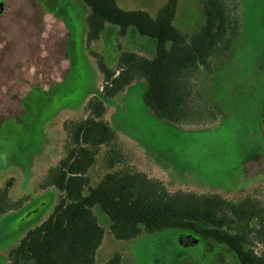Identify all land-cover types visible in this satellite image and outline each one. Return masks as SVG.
I'll use <instances>...</instances> for the list:
<instances>
[{
	"label": "rangeland",
	"instance_id": "rangeland-1",
	"mask_svg": "<svg viewBox=\"0 0 264 264\" xmlns=\"http://www.w3.org/2000/svg\"><path fill=\"white\" fill-rule=\"evenodd\" d=\"M2 1L0 191L10 181L8 199L25 198L0 216V264H9V250L58 203L59 192L41 185L47 171L64 156V125L84 118L91 92L103 85L97 55L114 68L120 50L140 49L152 57L154 41L132 28L119 37L118 27L106 24L100 39L86 45L88 8L81 0ZM165 1L117 0V5L155 17ZM236 3L239 35L225 61L211 70L200 68L191 80L194 108L187 120L167 122L153 116L143 102V80L106 101L104 119L116 133L124 155L122 167L161 181L170 192L218 194L231 201L256 199L264 208V0ZM203 22L197 0H178L174 25L181 32L197 31ZM61 81L47 96L35 91L28 95L21 118V100L28 91L47 90ZM103 152L89 171L92 185L106 172ZM92 212L104 230L95 264H106L115 256L119 257L115 264H238L222 246L191 244L192 237L182 231L115 240L100 207L94 206ZM254 235L252 247L260 253L264 243Z\"/></svg>",
	"mask_w": 264,
	"mask_h": 264
},
{
	"label": "trees",
	"instance_id": "trees-1",
	"mask_svg": "<svg viewBox=\"0 0 264 264\" xmlns=\"http://www.w3.org/2000/svg\"><path fill=\"white\" fill-rule=\"evenodd\" d=\"M81 1L88 8L86 45L99 40L105 25L111 24L118 27L119 37L132 28L152 39L154 55L120 50L114 68L97 55L103 85L91 92L84 118L64 125V156L47 171L41 185L59 192L58 203L43 222L29 229L9 250V264H95L104 230L92 212L94 206L108 218L109 233L115 240L182 231L192 237L189 240L222 246L238 264H264V251L257 253L251 238L255 234V239L264 243V208L259 201L170 192L161 181L122 167L124 155L116 133L104 119L105 102L143 80V102L153 116L167 122L187 120L194 108L191 80L200 68L211 70L225 61L239 35L236 0H197L204 22L190 34L174 25L178 0H166L155 17L145 10H123L117 0ZM261 121L264 129V99ZM101 150L106 172L92 185L89 171ZM9 182L0 191V216L25 201L8 199ZM118 262L115 256L106 264Z\"/></svg>",
	"mask_w": 264,
	"mask_h": 264
},
{
	"label": "flooded vegetation",
	"instance_id": "flooded-vegetation-1",
	"mask_svg": "<svg viewBox=\"0 0 264 264\" xmlns=\"http://www.w3.org/2000/svg\"><path fill=\"white\" fill-rule=\"evenodd\" d=\"M1 4H2V12H3V1L0 0ZM66 77V76H65ZM65 77L63 79H65ZM63 81V80H62ZM61 81V82H62ZM61 82H58V83H55L52 87H49L47 90H42V89H37V88H32L30 91H28L26 93V95L23 97V99L21 100V108H22V111H23V115L21 118H23V116L25 115L26 111L23 109V106H22V102L23 100H25L27 98L28 95H31L33 91H35L36 93L38 94H41L43 96H47L48 94L52 93V92H55L58 88H59V85Z\"/></svg>",
	"mask_w": 264,
	"mask_h": 264
},
{
	"label": "crops",
	"instance_id": "crops-1",
	"mask_svg": "<svg viewBox=\"0 0 264 264\" xmlns=\"http://www.w3.org/2000/svg\"><path fill=\"white\" fill-rule=\"evenodd\" d=\"M146 9H149V8H147L146 7ZM146 11V10H145ZM150 15V14H149ZM151 16V15H150ZM152 17V16H151ZM138 52L137 53H139V54H141V55H143V56H146V52L145 51H142V50H137ZM147 57V56H146ZM153 57V56H152Z\"/></svg>",
	"mask_w": 264,
	"mask_h": 264
},
{
	"label": "water",
	"instance_id": "water-1",
	"mask_svg": "<svg viewBox=\"0 0 264 264\" xmlns=\"http://www.w3.org/2000/svg\"><path fill=\"white\" fill-rule=\"evenodd\" d=\"M189 241H190L191 244H195V243H197V240H193V239H192V240H189Z\"/></svg>",
	"mask_w": 264,
	"mask_h": 264
}]
</instances>
